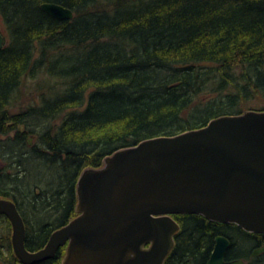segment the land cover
<instances>
[{
  "label": "trees",
  "instance_id": "16d2710c",
  "mask_svg": "<svg viewBox=\"0 0 264 264\" xmlns=\"http://www.w3.org/2000/svg\"><path fill=\"white\" fill-rule=\"evenodd\" d=\"M47 3L73 18L51 17ZM0 21V198L16 205L30 252L76 216L84 170L148 139L264 111V0H0ZM39 76L53 82L23 108L21 90ZM176 220L164 264H206L217 236L230 242L226 261L264 264V253L251 257L264 235ZM0 228V264H22L4 216Z\"/></svg>",
  "mask_w": 264,
  "mask_h": 264
},
{
  "label": "water",
  "instance_id": "95a60500",
  "mask_svg": "<svg viewBox=\"0 0 264 264\" xmlns=\"http://www.w3.org/2000/svg\"><path fill=\"white\" fill-rule=\"evenodd\" d=\"M40 8L58 20L73 12ZM5 38L0 31V50ZM76 217L55 230L37 251L25 247L26 228L16 205L0 198L11 225V246L22 264H40L66 246L61 264H164L180 227L171 215H197L264 235V111L211 120L205 127L120 149L76 185ZM230 246L214 239L206 264L226 261ZM264 253V246L251 257Z\"/></svg>",
  "mask_w": 264,
  "mask_h": 264
},
{
  "label": "rangeland",
  "instance_id": "374dc122",
  "mask_svg": "<svg viewBox=\"0 0 264 264\" xmlns=\"http://www.w3.org/2000/svg\"><path fill=\"white\" fill-rule=\"evenodd\" d=\"M1 25V21H0ZM1 29V27H0ZM47 81V83H46ZM48 81L53 82V80H47L44 76H39L37 79H28L22 90H21V96L19 99V103L23 108H25L27 105H38L40 104V98L39 95L41 94L42 90L39 89L38 85L41 83L48 84ZM43 84V85H45ZM50 84V83H49ZM34 144V140H30V145L32 146ZM76 217V216H75ZM1 232V228H0ZM12 231H10V237H11ZM66 249V246H65ZM262 255V254H261Z\"/></svg>",
  "mask_w": 264,
  "mask_h": 264
},
{
  "label": "flooded vegetation",
  "instance_id": "af4514ba",
  "mask_svg": "<svg viewBox=\"0 0 264 264\" xmlns=\"http://www.w3.org/2000/svg\"><path fill=\"white\" fill-rule=\"evenodd\" d=\"M181 216H184L182 214H177V215H171V218L179 225L180 227V224L177 222V218H180ZM180 231V230H179ZM256 250V249H255ZM254 251V250H253Z\"/></svg>",
  "mask_w": 264,
  "mask_h": 264
},
{
  "label": "bare ground",
  "instance_id": "6f19581e",
  "mask_svg": "<svg viewBox=\"0 0 264 264\" xmlns=\"http://www.w3.org/2000/svg\"><path fill=\"white\" fill-rule=\"evenodd\" d=\"M31 139H32V138L29 139V144H30V140H31ZM88 169H93V168H88ZM96 169H98V168H96ZM76 205H77V204H76ZM75 209H76V207H75ZM75 213H76V211H75ZM76 215H77V214H76ZM74 218H75V217H74ZM70 221H71V220H70ZM70 221H69V222H70ZM10 226H11V225H10ZM63 257H64V256H63ZM62 259H63V258H62Z\"/></svg>",
  "mask_w": 264,
  "mask_h": 264
}]
</instances>
